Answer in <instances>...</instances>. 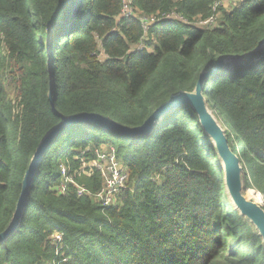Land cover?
<instances>
[{"label":"trees","instance_id":"1","mask_svg":"<svg viewBox=\"0 0 264 264\" xmlns=\"http://www.w3.org/2000/svg\"><path fill=\"white\" fill-rule=\"evenodd\" d=\"M221 0H0V234L9 226L33 155L61 116L100 114L142 126L201 74L228 65L205 85L208 106L244 169L245 195L264 208V0L233 9ZM176 15L144 30L141 18ZM211 22L199 26V22ZM52 98L57 113L49 100ZM61 115H59V114ZM111 145L129 186L104 208L91 194L102 178L74 175L75 156ZM63 236L56 254L53 235ZM65 254L67 260L63 261ZM264 264V245L233 208L211 140L191 106L174 110L148 137H124L92 124L58 133L35 176L21 225L0 244V264Z\"/></svg>","mask_w":264,"mask_h":264},{"label":"water","instance_id":"2","mask_svg":"<svg viewBox=\"0 0 264 264\" xmlns=\"http://www.w3.org/2000/svg\"><path fill=\"white\" fill-rule=\"evenodd\" d=\"M263 50L264 42L255 51V53H259ZM248 57L249 56H234L222 58L216 67H210L207 71L201 74L194 92H180L179 94L171 97L167 103L156 109L142 126L136 128L124 126L100 114L84 113L64 117L58 113L62 118V122L55 126L45 136L37 151L33 155L22 182V190L16 206V211L8 228L0 234V244L8 241L21 225L31 198V189L34 179L35 176L39 174V167L43 162L46 150L53 144L58 133H60L64 128L73 124H92L98 126L104 131L124 137H148L155 132L160 122L168 117L174 110L179 107L189 105L197 113L204 134L211 140L212 145L214 146L216 156L223 169L224 191L229 202L238 214L254 227L264 245L263 200L262 203H257L246 198L245 192L247 189L245 187L244 169L239 158L230 150L225 130L213 115L204 95L206 82L214 74L222 73L228 65L233 67L242 65ZM48 96L53 110L57 113L53 103L52 88L50 89Z\"/></svg>","mask_w":264,"mask_h":264},{"label":"built area","instance_id":"3","mask_svg":"<svg viewBox=\"0 0 264 264\" xmlns=\"http://www.w3.org/2000/svg\"><path fill=\"white\" fill-rule=\"evenodd\" d=\"M124 7L122 10V17H132L135 16L131 6V0H124ZM174 18L181 20L182 18L176 15H167L162 16L161 18L151 17V18H139L144 30H148V27L151 25L157 24L162 20ZM212 22V21H211ZM211 22H201L202 25H209ZM200 23V24H201ZM86 153L77 154L75 160L81 161V167L75 172L74 175L79 177H93L95 174H98L103 181L102 187L96 194H91L84 186H81L74 179V176L71 174V167L62 165L60 169L61 180L59 184L60 194H66L71 186L76 188L78 196H87L92 198L96 203L100 204L104 208H109L115 204L118 196L126 190L129 186L130 177L127 169L125 168L123 161L117 154V149L111 145H103L100 148L96 149L94 152V159L87 161L85 159ZM53 242L56 247V254L59 255L62 252L63 245V236L60 233H56L52 237ZM64 257L63 261H66L67 258L65 254H62ZM54 264V263H52Z\"/></svg>","mask_w":264,"mask_h":264},{"label":"rangeland","instance_id":"4","mask_svg":"<svg viewBox=\"0 0 264 264\" xmlns=\"http://www.w3.org/2000/svg\"><path fill=\"white\" fill-rule=\"evenodd\" d=\"M244 0H221L220 5H223L227 10H231L233 9L237 4H239L240 2H242ZM137 16V15H136ZM136 16H132V17H136ZM199 22V26H206V24ZM213 113V112H212ZM217 119V118H216ZM218 120V119H217ZM218 122L220 123V121L218 120ZM221 125V123H220ZM222 126V125H221Z\"/></svg>","mask_w":264,"mask_h":264},{"label":"bare ground","instance_id":"5","mask_svg":"<svg viewBox=\"0 0 264 264\" xmlns=\"http://www.w3.org/2000/svg\"><path fill=\"white\" fill-rule=\"evenodd\" d=\"M246 196V195H245ZM246 198H247V196H246ZM248 199V198H247ZM249 200V199H248ZM254 202H257V203H262V197L259 195V194H257V200H255Z\"/></svg>","mask_w":264,"mask_h":264}]
</instances>
